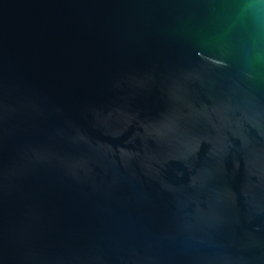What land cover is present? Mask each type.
Wrapping results in <instances>:
<instances>
[{
    "label": "water",
    "instance_id": "1",
    "mask_svg": "<svg viewBox=\"0 0 264 264\" xmlns=\"http://www.w3.org/2000/svg\"><path fill=\"white\" fill-rule=\"evenodd\" d=\"M0 264H264V11L0 0Z\"/></svg>",
    "mask_w": 264,
    "mask_h": 264
},
{
    "label": "clouds",
    "instance_id": "2",
    "mask_svg": "<svg viewBox=\"0 0 264 264\" xmlns=\"http://www.w3.org/2000/svg\"><path fill=\"white\" fill-rule=\"evenodd\" d=\"M262 6H264V0H253V7L257 13L264 11V8H262Z\"/></svg>",
    "mask_w": 264,
    "mask_h": 264
}]
</instances>
